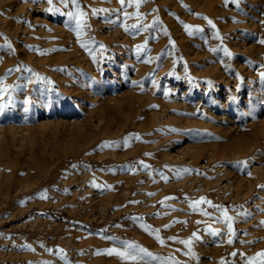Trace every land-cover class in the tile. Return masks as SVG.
Instances as JSON below:
<instances>
[{"label": "rangeland", "instance_id": "obj_1", "mask_svg": "<svg viewBox=\"0 0 264 264\" xmlns=\"http://www.w3.org/2000/svg\"><path fill=\"white\" fill-rule=\"evenodd\" d=\"M78 2L0 0V264H264V0Z\"/></svg>", "mask_w": 264, "mask_h": 264}, {"label": "snow or ice", "instance_id": "obj_2", "mask_svg": "<svg viewBox=\"0 0 264 264\" xmlns=\"http://www.w3.org/2000/svg\"><path fill=\"white\" fill-rule=\"evenodd\" d=\"M36 2L39 3L40 0H36ZM47 2L51 5L53 3V0H47ZM60 2L62 4H64L65 7H67L69 0H60ZM132 2H133V0H127L128 6H131ZM141 2H142V0H134L135 7L137 9L140 8ZM229 2L235 3L237 5V7H239V0H229ZM71 3L75 6L76 12L75 13L68 12V13H65V15H67L70 20L75 21L77 29L82 30V28L84 27L83 18L85 16V13L82 11L81 5L79 4L78 0H71ZM120 3L122 6H124L126 3V0H120ZM49 11L50 12L51 11L59 12L60 10H59V8H55V9H49ZM94 14H96V13L94 12ZM123 15L125 17H127L128 13L125 12V13H123ZM137 17H139V12H137ZM208 23L211 27L215 28V25L212 23L211 20H209ZM134 27H138V25L134 26ZM184 27L190 36H192L194 34V32H202L203 31L200 28L193 29V27L191 25H184ZM124 30L126 32L129 31V29L126 25L124 26ZM216 35H217V38H220L218 32ZM259 43L264 44V40H260ZM9 47H11V46L9 45ZM101 47H103V46H101ZM137 51L139 52L140 49L138 48ZM212 51L215 52V51H217V49H212ZM41 54H44V53H41ZM224 54L226 56L231 55V53L228 52L226 49L224 50ZM145 62H148V61H145ZM28 71L30 72L31 69H28ZM260 75H261V79L264 80V72H261ZM37 79L40 80L42 78L37 75ZM29 82H31V81H29ZM209 86L211 87V85H209ZM7 92H8L7 88H0V99H2L4 94H6ZM28 103H31V101L29 100ZM105 147H108V145H105ZM246 163L247 162H244L245 165H246ZM94 186L98 187V185H94ZM41 198L46 199L47 198L46 193ZM201 202H205L204 198H201ZM207 203H209L210 206H212V207H217V208L219 207L216 205H211V202H207ZM192 206L195 207L194 204ZM221 211L223 213L224 222L227 224L228 228L231 229V227H232V225L230 223L231 217L228 216L227 210L222 209ZM203 214L205 216L209 215L207 212H205ZM217 219H219V218H217ZM213 234H216V233H213ZM156 238L158 240H160L159 236H157ZM196 239H199V237L196 236ZM115 243L119 244V247L110 248L107 250V252L105 254L110 255V256L114 254L117 257H119L121 260H123L125 262V264H148V258H153L151 252H149L146 248L139 246L137 244H134L131 242H125V241H116ZM160 243L163 244L164 243L163 240H160ZM181 243H185L186 245H191L192 241L191 240L181 241ZM229 243H232V241L230 240ZM260 256L264 257V253H261ZM248 264H253V261H249Z\"/></svg>", "mask_w": 264, "mask_h": 264}, {"label": "bare ground", "instance_id": "obj_3", "mask_svg": "<svg viewBox=\"0 0 264 264\" xmlns=\"http://www.w3.org/2000/svg\"><path fill=\"white\" fill-rule=\"evenodd\" d=\"M206 8V7H205ZM207 9V8H206ZM204 10V11H208V9L207 10ZM210 10V9H209ZM210 30V29H209ZM211 32V31H210ZM38 89V88H37ZM36 89V90H37ZM30 94V93H29ZM52 94V93H51ZM50 94V95H51ZM41 101V100H40ZM39 102V101H38ZM37 104H39V103H37ZM42 104V103H41ZM49 104V103H48ZM47 104V105H48ZM38 106V105H37ZM28 107V106H27ZM29 108V107H28ZM46 109H47V106L45 107ZM26 111V110H25ZM27 114V113H26ZM29 116V115H28ZM28 116H26V117H28ZM1 118V117H0ZM20 118V117H19ZM32 118V114H31V116H30V120H32L31 119ZM25 119V118H24ZM27 119V118H26ZM29 119V118H28ZM21 120V119H20ZM35 120V119H34ZM17 120H16V118L13 116V117H7V119H3L2 121H0L1 123L2 122H4V123H15ZM22 121V120H21ZM27 121V120H26ZM25 121V122H26ZM20 122V121H19ZM29 122V121H28ZM28 122L26 123V124H28ZM32 122V121H31ZM3 123V124H4ZM30 124V123H29ZM28 124V125H29ZM27 131H30V129H28V128H22L21 126L19 127H15V125L13 126V127H11V128H9V129H1L0 130V146L2 147L3 146V148L6 150L8 147H9V145L10 144H12V143H14L15 144V142H16V140H17V137H16V135L17 134H21V133H18V132H27ZM9 132H11V135H9L8 133ZM32 132V131H31ZM31 132H30V134H31ZM17 133V134H16ZM24 134H26V133H24ZM24 134H23V136H24ZM27 135V134H26ZM25 135V136H26ZM21 136V135H20ZM31 136V135H30ZM33 136V135H32ZM38 136V135H37ZM26 138H28V137H26ZM25 138V139H26ZM42 138V137H41ZM23 139V138H22ZM30 139H32V138H30ZM34 140V139H33ZM22 141V140H21ZM24 141V140H23ZM29 141V140H28ZM35 141V140H34ZM18 142V141H17ZM20 142V141H19ZM18 142V143H19ZM26 142H27V140H26ZM30 142H31V140H30ZM27 144H28V142H27ZM30 144V143H29ZM32 144V148H33V143H31ZM17 145V144H16ZM15 145V146H16ZM20 145V144H19ZM18 145V146H19ZM24 145V144H23ZM14 145H13V147H15ZM21 146V145H20ZM26 146V145H25ZM24 146V148H26ZM11 147V146H10ZM9 147V148H10ZM35 147H37V146H35ZM20 148H22V147H20ZM3 149V150H4ZM11 149V148H10ZM15 149V151H16V147L14 148ZM3 150H2V152H3ZM4 150V153L5 152H7V151H5ZM8 150V149H7ZM11 150H13V149H11ZM18 150V149H17ZM21 150H24V149H21ZM35 150V149H34ZM38 150H39V148H38ZM19 151V150H18ZM25 151V150H24ZM33 152V151H32ZM31 152V153H32ZM8 154H9V150H8V152H7ZM13 154H14V150H13V152H12ZM19 153V152H18ZM22 153V152H21ZM24 153V152H23ZM0 154H3V153H0ZM7 154V155H8ZM42 154V153H41ZM4 155V154H3ZM2 155V156H3ZM11 155V154H10ZM19 155H20V153H19ZM35 155V154H34ZM2 156H0L1 157V162H0V185L2 184V186L3 185H5V184H7V186H4V187H7L6 188V190L7 191H10L11 190V188H12V186L14 185L15 186V184H17V183H15L14 184V181L16 180V182L18 181V179L22 176L23 177V175H24V173H27V172H30L31 170L30 169H33V168H30V169H28L30 166H32V164L33 163H31V164H26V165H28V168H26L25 167V165L23 164L22 165V167H19V166H21L19 163H17V164H19V166H17V164L15 165H13V166H11L10 167V164H8V162H7V165H9V167H8V169L10 168V170H7V168L4 166V157H5V155H4V157H3V159H2ZM13 156H15V154L13 155ZM16 157V156H15ZM21 157H25L23 154H22V156ZM31 157H33V156H31ZM35 157H36V155H35ZM39 157V156H38ZM37 157V158H38ZM18 158H20L19 156H18ZM8 159V158H7ZM12 159V158H11ZM30 156H29V161H30ZM35 158H33V160H34ZM18 160V159H17ZM17 160H16V162H17ZM25 160V159H24ZM12 161H14V160H12ZM12 161H10V162H12ZM22 162L21 163H23V160H21ZM34 161H36V160H34ZM33 161V162H34ZM19 162V161H18ZM14 162H12L11 164H13ZM24 163H26V162H24ZM27 163H29V162H27ZM36 164V163H35ZM1 165H3V166H1ZM37 165V164H36ZM36 165H35V167H36ZM25 168H24V167ZM33 167V166H32ZM4 173H5V175H4ZM31 173V172H30ZM29 173V174H30ZM35 179V178H34ZM37 179V178H36ZM35 179V180H36ZM30 180H28V182H29ZM18 183H20L19 181H18ZM37 183L38 182H36V181H34L33 180V182H29L27 185H25V187L26 188H28V189H32L33 187H35L36 185H37ZM2 186H0L1 187V189H2ZM18 188H19V186H18ZM18 188H16L17 190H18ZM5 190V189H4ZM5 190V191H6ZM27 190V189H26ZM4 191V192H5ZM19 192V191H18ZM17 192V193H18ZM3 194V193H2ZM5 198V197H4ZM9 200V199H8ZM11 200V199H10ZM7 215V214H6ZM13 215V212H12V214H11V216ZM8 217H9V213H8ZM184 254V253H183ZM185 255V254H184Z\"/></svg>", "mask_w": 264, "mask_h": 264}, {"label": "trees", "instance_id": "obj_4", "mask_svg": "<svg viewBox=\"0 0 264 264\" xmlns=\"http://www.w3.org/2000/svg\"><path fill=\"white\" fill-rule=\"evenodd\" d=\"M97 164H100V163H97Z\"/></svg>", "mask_w": 264, "mask_h": 264}]
</instances>
